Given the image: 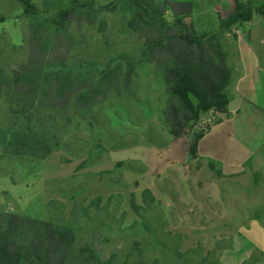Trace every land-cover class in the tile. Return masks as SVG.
Here are the masks:
<instances>
[{"label": "rangeland", "instance_id": "1", "mask_svg": "<svg viewBox=\"0 0 264 264\" xmlns=\"http://www.w3.org/2000/svg\"><path fill=\"white\" fill-rule=\"evenodd\" d=\"M25 1L34 4L37 22L70 8L73 1L87 4L76 13L81 23H72L67 30L68 65L73 73L81 65L85 80L93 83L110 71L106 82L115 87L90 109L70 107L55 113L43 138L58 145L45 159L9 160L0 154V213L70 228L74 243L65 264H222L220 252L230 246L227 225L255 218L264 226V167L241 182L211 175L201 161L166 170L170 163L188 159L189 142L179 140L174 152L149 143H171L161 117L167 95L153 64L142 57V39L126 28L130 14L125 0ZM193 2L195 11L185 22L206 32L215 30L218 19L224 20L230 10V0ZM260 19L255 12L252 26L237 25L223 35L233 77L237 73L234 30H254L264 39ZM29 24L17 1L0 0L4 73L27 59ZM52 36L49 27L36 38L50 45ZM213 121L212 115L202 116L190 134ZM14 123L0 115L1 131L23 129L21 122ZM153 169L163 173L153 177ZM145 189L151 190L153 203H142ZM131 201L138 206L136 214Z\"/></svg>", "mask_w": 264, "mask_h": 264}, {"label": "trees", "instance_id": "2", "mask_svg": "<svg viewBox=\"0 0 264 264\" xmlns=\"http://www.w3.org/2000/svg\"><path fill=\"white\" fill-rule=\"evenodd\" d=\"M15 1L30 18L32 34L28 38L27 59L9 73L0 69V115L14 119L15 125L21 122L24 127L21 131V126L0 130V154L9 160L41 161L58 145L55 141L51 146L43 138L47 128L52 126L55 113L70 107L76 111L90 109L115 84L106 82L110 71H105L93 83L85 80L81 65L75 73L68 65L71 37L67 30L72 23L77 26L81 23L76 13L87 4L73 1L70 8L37 22L33 3ZM233 2V12L224 20L218 19L215 30L206 32L185 22L195 11L193 0H125L130 14L126 28L142 39V57L153 64L164 85L167 100L161 112L163 126L175 140L189 137V165L201 161L197 155L201 138L219 124L222 117L228 116L227 89L233 80V71L228 51L222 44L223 35L232 27L251 22L255 12L264 21V3L254 6L249 1ZM46 24L50 25L45 27ZM49 27L53 29L50 45L36 38L40 30L47 31ZM233 39L235 41L236 36ZM124 80L128 83L129 75ZM204 115H212L214 121L190 134L191 126ZM149 143L158 148L168 147L153 144V141ZM201 162L215 176L221 177L212 161ZM141 200L146 205L156 199L151 190L145 189ZM130 208L136 214L138 206L133 201ZM73 243L74 235L68 227L0 213V264H65ZM255 262L251 257L249 263Z\"/></svg>", "mask_w": 264, "mask_h": 264}, {"label": "crops", "instance_id": "3", "mask_svg": "<svg viewBox=\"0 0 264 264\" xmlns=\"http://www.w3.org/2000/svg\"><path fill=\"white\" fill-rule=\"evenodd\" d=\"M229 9L226 18L234 10L233 0H230ZM259 22L264 24L262 18ZM253 23L254 16L252 21L245 25L252 26ZM263 46L264 39L254 30L241 32L236 36L237 73L227 89L230 99L228 116L222 117L219 124L212 126L197 144L198 157L201 161H212L221 173V178L247 181L250 172L264 167ZM179 140H185L187 143L189 137L177 140L172 138L168 152H174ZM176 165L187 167L189 160L184 159L180 164L172 162L166 170ZM203 167L206 165L203 164ZM145 170L147 172L146 168ZM208 172L214 175L211 171ZM150 173L157 177L163 171L153 169ZM232 225L233 228L230 229ZM232 225H227L230 246L221 250L220 262L241 264L255 253H259L255 264H264L263 224L255 218H249Z\"/></svg>", "mask_w": 264, "mask_h": 264}, {"label": "built area", "instance_id": "4", "mask_svg": "<svg viewBox=\"0 0 264 264\" xmlns=\"http://www.w3.org/2000/svg\"><path fill=\"white\" fill-rule=\"evenodd\" d=\"M234 33L238 36L241 32H240V29H235L234 30Z\"/></svg>", "mask_w": 264, "mask_h": 264}]
</instances>
